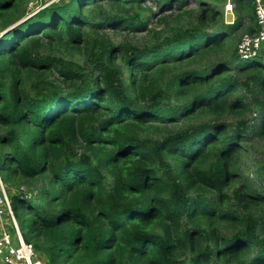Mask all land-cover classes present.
I'll use <instances>...</instances> for the list:
<instances>
[{"label":"trees","instance_id":"16d2710c","mask_svg":"<svg viewBox=\"0 0 264 264\" xmlns=\"http://www.w3.org/2000/svg\"><path fill=\"white\" fill-rule=\"evenodd\" d=\"M28 1L0 0V32L24 21L0 48V171L36 259L264 264V64L238 55L255 0L232 26L228 0Z\"/></svg>","mask_w":264,"mask_h":264},{"label":"built area","instance_id":"2783aa9c","mask_svg":"<svg viewBox=\"0 0 264 264\" xmlns=\"http://www.w3.org/2000/svg\"><path fill=\"white\" fill-rule=\"evenodd\" d=\"M255 3L258 33L242 36L238 46V55L246 62L264 59V0H255ZM225 12L227 15H234L233 0L227 1ZM7 215L12 221L15 234L4 232L0 236V264H43L36 259L33 247L27 245L22 238L0 171V220Z\"/></svg>","mask_w":264,"mask_h":264},{"label":"rangeland","instance_id":"374dc122","mask_svg":"<svg viewBox=\"0 0 264 264\" xmlns=\"http://www.w3.org/2000/svg\"><path fill=\"white\" fill-rule=\"evenodd\" d=\"M69 0H29L28 3L26 4V8H27V13L29 15L35 14L37 11H40L42 9H44L45 7L49 6V5H54V6H59V5H64V3H66ZM58 4V5H57ZM191 4V5H190ZM193 3H189L188 5H186V8L183 10L184 12H191L190 16H186L185 20L183 21V27L184 29L189 30L191 27H193L194 25L197 23V17L200 14V9L199 7L196 6H192ZM147 7H149V9H153L156 10V14H158L159 8L157 5H155L154 0H146V4ZM226 5V4H225ZM225 5L224 7H220L222 8V13H223V22L225 25L228 26H232L235 23V16L234 15H227L225 12ZM176 7V6H175ZM175 7H172V12H168V10L162 12L160 15H168L171 13H174L175 16L178 15L177 10L175 9ZM151 14L148 13L147 16H150ZM159 17V16H158ZM156 19L157 17L154 18L153 22L151 23V27H156ZM161 29V28H160ZM106 33L109 35V37L111 38L112 43H114L115 45H129V43H135V45L137 43H140L139 41H141L143 39L142 34H137L139 36H134V35H128L129 32H127V30L125 31H118V30H114L113 28H107L106 29ZM242 39V38H241ZM240 39V40H241ZM4 46L3 41L0 42V48H2ZM24 191H26V188H22ZM16 190H11L10 194L16 196ZM12 234H15L14 232Z\"/></svg>","mask_w":264,"mask_h":264},{"label":"crops","instance_id":"0c3cea01","mask_svg":"<svg viewBox=\"0 0 264 264\" xmlns=\"http://www.w3.org/2000/svg\"><path fill=\"white\" fill-rule=\"evenodd\" d=\"M261 63L264 64V59L261 60ZM13 224L11 219L9 218V215H7V217H4V219L0 220V236L4 233V232H14L13 229Z\"/></svg>","mask_w":264,"mask_h":264},{"label":"water","instance_id":"95a60500","mask_svg":"<svg viewBox=\"0 0 264 264\" xmlns=\"http://www.w3.org/2000/svg\"><path fill=\"white\" fill-rule=\"evenodd\" d=\"M24 21L18 22L17 24L13 25L12 27H10L9 29L0 32V42L2 40L5 39V37L11 32L13 31L17 26H19L20 24H22Z\"/></svg>","mask_w":264,"mask_h":264},{"label":"clouds","instance_id":"9594fccd","mask_svg":"<svg viewBox=\"0 0 264 264\" xmlns=\"http://www.w3.org/2000/svg\"><path fill=\"white\" fill-rule=\"evenodd\" d=\"M235 16V15H234ZM262 59H260L259 61H261ZM13 211V210H12ZM14 213V212H13ZM15 216V215H14ZM16 218V217H15ZM17 220V219H16ZM18 222V221H17ZM14 229V228H13ZM20 229V228H19ZM21 232V231H20ZM15 233V231H14ZM22 235V234H21ZM23 238V237H22ZM41 262V261H40ZM43 263V262H42ZM44 264V263H43Z\"/></svg>","mask_w":264,"mask_h":264}]
</instances>
